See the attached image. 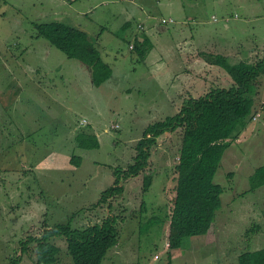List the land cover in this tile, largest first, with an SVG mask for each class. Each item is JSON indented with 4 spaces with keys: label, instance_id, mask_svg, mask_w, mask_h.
I'll return each mask as SVG.
<instances>
[{
    "label": "rangeland",
    "instance_id": "1",
    "mask_svg": "<svg viewBox=\"0 0 264 264\" xmlns=\"http://www.w3.org/2000/svg\"><path fill=\"white\" fill-rule=\"evenodd\" d=\"M132 1L0 0V264L20 255L25 240L45 223L84 227L106 216L108 207L94 204L114 185L116 170L134 162L150 125L177 113L179 68L193 63L189 51L223 53L230 63L264 58V0H158L150 13L148 2L136 1V8ZM127 10L136 11L127 17ZM51 21L86 31L125 80L113 75L94 86L79 60L38 36L36 24ZM138 31L153 44L145 60L129 47ZM175 51H181L179 60ZM212 54H203L207 65H200L191 84L198 92L204 77L219 86L233 81ZM162 66L170 68H164L165 77L143 75L162 72ZM258 89L252 120L231 141L215 174L224 191L210 230L185 237L178 249L169 247L181 130L167 132L153 147L146 171L125 179L120 174L125 189L112 204L123 218L118 244L103 264H240L242 253L264 248V184L254 189L250 181L264 166V77ZM84 119L93 132L88 123L80 126ZM82 139L100 145L80 147ZM147 172L153 183L146 191ZM52 242L60 251L49 264H74L65 238ZM36 263L34 253L25 251L21 264Z\"/></svg>",
    "mask_w": 264,
    "mask_h": 264
},
{
    "label": "trees",
    "instance_id": "2",
    "mask_svg": "<svg viewBox=\"0 0 264 264\" xmlns=\"http://www.w3.org/2000/svg\"><path fill=\"white\" fill-rule=\"evenodd\" d=\"M38 36L47 38L69 58L80 60L92 69L93 80L101 85L112 74L96 43L81 28L61 21L36 24ZM142 27V25H141ZM141 58L146 59L152 48L151 39L144 33L136 35L131 45ZM210 55V54H209ZM221 67L231 76L229 86H215L199 97L186 98L179 112L150 125L137 144L134 162L127 169L116 170L114 185L108 187L94 206H107L108 213L96 223L74 227L72 222L49 225L40 234H33L25 240L21 254L8 259V264H21L25 251L34 253L36 264H49L56 258L60 247L52 242L54 237H64L67 251L74 264H103L108 251L118 244V222L123 218L113 212L112 199L121 194L125 187L122 177L138 175L151 165L153 147L158 138L167 132L181 130V147L177 164L178 183L173 198L170 219L169 247L180 248L188 236L206 234L222 206L224 188L214 181L226 150L232 140L239 137L252 120L255 95L261 78L264 77V58L249 62L242 60L230 63L222 54H212ZM80 147L94 148L99 140L77 143ZM72 161L79 164V157ZM146 171V170H145ZM123 173V176L120 174ZM123 179V180H124ZM251 187L264 184V166L256 168L250 176ZM153 183V174L144 175V190ZM111 210V211H110ZM172 257V253L169 252ZM172 260L168 264H172ZM240 264H264V248L241 254Z\"/></svg>",
    "mask_w": 264,
    "mask_h": 264
},
{
    "label": "crops",
    "instance_id": "3",
    "mask_svg": "<svg viewBox=\"0 0 264 264\" xmlns=\"http://www.w3.org/2000/svg\"><path fill=\"white\" fill-rule=\"evenodd\" d=\"M6 1V0H5ZM73 0H69V2H72ZM136 1H138V0H136ZM136 1H132V3L133 4H135L134 5V7H136V8H138V4L136 3ZM143 1H146V2H148V4H147V6H146V10H147V12L148 13H150V11H149V9L148 8H155V9H153V10H157L156 8H158V4H160L159 3V1L158 0H143ZM162 4H164V3H162ZM141 7H144V5H142ZM135 11L136 10H131V11H129V10H127V12H126V16L127 17H131V16H133L134 15V13H135ZM181 21H184V22H186V20H181ZM129 22V21H128ZM141 25H142V27H141ZM140 25V27L141 28H144L143 30H145L146 29V27H145V25L144 24H141ZM72 26H74V25H72ZM142 32H144V31H142ZM145 33V32H144ZM136 35H138V37L139 36H142V34L140 33V31H138V32H136V33H134L133 34V40H131L130 42H129V47H130V49H133L132 47H131V44H133L134 43V40H135V37H136ZM145 35H147L146 33H145ZM149 37V36H148ZM149 39H150V37H149ZM182 44H180V50L181 49H183L184 50V47L183 46H181ZM29 46H31V43H29V44H21V47H24V49H27ZM181 52V51H180ZM179 51H175V53L176 54H178V60H179V57H180V55H179V53H180ZM190 52V56H192L193 57V63L191 64L190 62L189 63H187L186 62V64H185V66H186V68L182 65V66H180V71L179 72H181V76L178 78V80H177V82H178V84H179V86H180V88H179V90L178 91H176L175 92V96H178V97H180V101H176V102H178V104H180L179 105V107L181 106V104L183 103V101L186 99V98H188V97H190V96H193V97H199V96H201V95H203V94H206L207 93V88H208V90L210 91L211 90V88H213V86L215 87V86H217V85H214V83L213 82H208L209 81V79L208 78H202L205 82H204V84H203V86H201L202 87V89H203V91L202 92H198V89H197V85H195V86H192L191 87V84H195V82L197 81L196 80V77L198 76V70H199V68H200V65H202L201 67H203V66H205L206 67V65H207V62H205L204 60H202L203 59V54H206V53H213V54H217L216 52H210V51H206L205 49H199V48H196V49H194V50H192V51H189ZM181 55H182V53H181ZM222 55H224L223 53H222ZM148 57V56H147ZM147 59V58H146ZM186 59H183V61H180V63H183L184 61H185ZM80 61V60H79ZM81 62V61H80ZM83 70H85L88 74H89V78H90V81H92V84L94 85V86H98V87H100L101 85H96L95 83H94V80H92V78H93V74H92V70H91V68L88 66H85L86 64H83V62H81V64H78ZM112 67V66H111ZM168 68V71L170 70V68H169V66H162V72H160V70H155L156 72H155V74H151V76L148 74V75H146V73L145 72H143V75L145 76V78L146 79H149V77H152V79H155V78H158V77H165V69L164 68ZM113 69V68H112ZM119 71H121V70H119ZM149 71H151L150 69H149ZM167 71V72H168ZM137 72V71H136ZM151 73V72H150ZM200 73V72H199ZM113 75H118V78L119 79H121V80H125V78H126V76H122V75H120V73L119 74H117V73H115V71H114V69H113V72H112V74H111V76L106 80V81H111L112 80V76ZM176 78H177V74H176ZM105 81V82H106ZM175 80H174V76H173V82H174ZM206 82H208V87L206 86ZM233 82V81H232ZM231 82V83H232ZM104 83V82H103ZM231 83H229L228 85H222V86H229ZM213 85V86H212ZM199 93V94H198ZM195 95H197V96H195ZM18 96L16 97V100L14 101V105L16 104V101H18ZM178 107V109H176V112H179V108ZM0 110H1V108H0ZM176 114V113H175ZM82 122V121H81ZM80 122V126H83L82 125V123ZM88 124H89V126H91L92 127V129H93V126H92V123L90 122V120H88ZM78 129H80V127H79V125H76L75 126V128H74V130L72 131V133H74V135H76V131L78 130ZM91 132H93L94 131V129L93 130H90ZM144 135V134H143ZM100 142V141H99ZM135 153H136V148H135ZM136 155V154H135ZM134 155V156H135ZM175 196V195H174ZM99 200V199H98ZM172 208H173V206H172Z\"/></svg>",
    "mask_w": 264,
    "mask_h": 264
},
{
    "label": "clouds",
    "instance_id": "4",
    "mask_svg": "<svg viewBox=\"0 0 264 264\" xmlns=\"http://www.w3.org/2000/svg\"><path fill=\"white\" fill-rule=\"evenodd\" d=\"M164 20L166 21V19H164ZM170 21H173V19L171 18ZM81 123H82V125L84 126L86 123H88V121H86L84 124H83V121H82ZM112 128H114V126H113ZM252 174H253V173H252Z\"/></svg>",
    "mask_w": 264,
    "mask_h": 264
},
{
    "label": "built area",
    "instance_id": "5",
    "mask_svg": "<svg viewBox=\"0 0 264 264\" xmlns=\"http://www.w3.org/2000/svg\"><path fill=\"white\" fill-rule=\"evenodd\" d=\"M164 21H165V20H164ZM131 47H132V46H131ZM254 118L256 119V118H257V116H255ZM86 121H87V120H86V119H84V120H83V124H84Z\"/></svg>",
    "mask_w": 264,
    "mask_h": 264
}]
</instances>
